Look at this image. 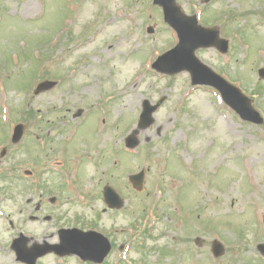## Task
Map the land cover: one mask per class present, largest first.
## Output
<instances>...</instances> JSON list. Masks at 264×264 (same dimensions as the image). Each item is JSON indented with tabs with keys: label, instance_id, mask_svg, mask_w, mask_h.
Instances as JSON below:
<instances>
[{
	"label": "rangeland",
	"instance_id": "1",
	"mask_svg": "<svg viewBox=\"0 0 264 264\" xmlns=\"http://www.w3.org/2000/svg\"><path fill=\"white\" fill-rule=\"evenodd\" d=\"M176 3L200 25L220 28L228 53L199 49L196 57L249 98L254 91L250 99L264 118V80L257 77L264 68V17L255 13L264 0ZM150 26L153 34L146 32ZM176 43L151 0H0V154L6 149L0 173L14 164L17 176L0 192V264H21L9 249L19 233L29 246L53 244L59 229L73 227L115 243L103 264H264L256 250L264 244V124L242 122L215 91L192 87L186 73L151 70ZM41 76L57 87L33 96ZM160 99L153 124L125 152L142 102ZM20 123L24 135L13 145L12 129ZM86 149L96 160L87 159ZM141 169L143 192L136 193L127 177ZM105 184L125 201L122 210L106 209ZM50 197L57 198L54 205ZM28 198L39 221L25 213L22 222ZM213 240L225 248L217 259ZM36 264L84 262L50 254Z\"/></svg>",
	"mask_w": 264,
	"mask_h": 264
},
{
	"label": "water",
	"instance_id": "2",
	"mask_svg": "<svg viewBox=\"0 0 264 264\" xmlns=\"http://www.w3.org/2000/svg\"><path fill=\"white\" fill-rule=\"evenodd\" d=\"M209 1L205 0L204 2L207 3ZM154 4L163 9L164 20L176 31L179 43L173 50L160 56L153 63L152 68L166 74H175L182 71L189 72L192 85L213 87L221 94L223 101L235 110L242 119L261 124L262 119L252 108L251 102L238 89L200 63L194 55L199 48L216 47L222 53L227 51V42L219 39L218 29L208 30L198 26L194 16L185 17L181 14L175 5V0H154ZM259 73L261 77H264V70ZM54 86L55 83L51 81L41 82L37 85L35 94L48 91ZM158 105L150 107L147 102H144L143 112L140 115L138 124L140 129H145L152 124L151 115ZM21 132V126L15 127L13 142H17L20 139ZM136 133L134 131L133 135L126 139V147L134 148L137 145V140L134 137ZM142 176L143 173H140L131 176L129 179L136 190H140L142 187ZM104 197L110 208L121 207V200L110 188L105 189ZM14 247L19 259L28 264H34L38 257L50 251H54L60 256L76 254L84 260L100 263L110 250L107 240L101 235L94 232L83 233L78 230L61 231L60 244L53 247H34L31 252H28L25 249V240L22 237L14 242ZM259 249L264 254V248L260 246ZM212 251L214 256H219L223 252V248L214 241Z\"/></svg>",
	"mask_w": 264,
	"mask_h": 264
},
{
	"label": "flooded vegetation",
	"instance_id": "3",
	"mask_svg": "<svg viewBox=\"0 0 264 264\" xmlns=\"http://www.w3.org/2000/svg\"><path fill=\"white\" fill-rule=\"evenodd\" d=\"M30 199L28 198V199H26V203H25V207H24V209H22L21 211H20V215L22 216V222H24L25 220H24V215H25V212H27V209H29V206H30ZM40 210H41V208H40ZM40 210H38V211H40ZM37 211V212H38ZM28 213H29V211H28ZM29 215H28V219H29ZM10 249V248H9ZM11 250V249H10Z\"/></svg>",
	"mask_w": 264,
	"mask_h": 264
}]
</instances>
